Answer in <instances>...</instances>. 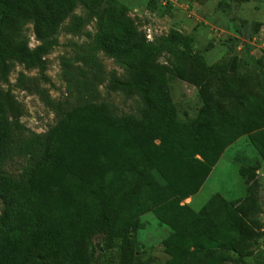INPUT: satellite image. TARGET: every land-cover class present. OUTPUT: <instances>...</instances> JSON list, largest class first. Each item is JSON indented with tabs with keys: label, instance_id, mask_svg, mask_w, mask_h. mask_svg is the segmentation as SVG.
Instances as JSON below:
<instances>
[{
	"label": "trees",
	"instance_id": "obj_1",
	"mask_svg": "<svg viewBox=\"0 0 264 264\" xmlns=\"http://www.w3.org/2000/svg\"><path fill=\"white\" fill-rule=\"evenodd\" d=\"M92 21L94 33L85 30ZM29 23L34 47L25 34ZM61 29L91 42L61 57L64 100L34 87L57 121L45 132H28L21 103L1 83L17 63L44 67ZM191 46L178 30L148 40L118 0H0V264H93L96 236L108 250L103 264H137L134 232L146 213L171 229L163 240L165 264H243L252 255L262 228L259 161L239 166L243 198L215 194L197 211L182 202L239 137L246 135L264 159V95L240 91L224 67H207ZM99 52L123 73L106 72ZM163 53L171 63L159 61ZM174 77L205 98L190 120L178 117ZM202 77L223 82L220 100ZM26 79L20 74L17 85L33 90ZM104 82L109 92L136 98V112L119 113L101 99ZM15 158L25 163L8 172Z\"/></svg>",
	"mask_w": 264,
	"mask_h": 264
},
{
	"label": "rangeland",
	"instance_id": "obj_2",
	"mask_svg": "<svg viewBox=\"0 0 264 264\" xmlns=\"http://www.w3.org/2000/svg\"><path fill=\"white\" fill-rule=\"evenodd\" d=\"M118 1L129 9V15L149 37L155 40L167 36L171 30L181 31L191 39L192 51L200 54L207 67L220 65L224 67L227 79L232 78L240 91L264 95V56L259 48L264 43V0ZM82 12L81 7L75 10L76 14ZM67 22L68 20L65 24ZM95 29L94 21L85 27L90 33H94ZM25 34L29 38L30 47L38 44L32 24L26 26ZM234 37L237 38L236 41L231 40ZM58 41L59 44L44 56V67L26 69L17 63L11 70L7 83H1L21 103L24 114L20 121L28 132H45L57 121L55 113L45 105L34 87L43 89L52 100H64L67 90L61 76V57L73 55L75 44H88L91 39L85 35H72L61 29ZM98 57L106 72L115 71L118 75L123 73V69L104 53L99 52ZM171 58L168 53H163L159 56V61L171 63ZM20 74L28 78L25 85L31 86L33 90L28 91L17 85ZM202 78L210 95L220 100L223 82L214 77ZM106 84L104 82L99 86L101 99L110 101L119 113L136 112V98H126L118 91L109 92ZM170 92L182 121L195 117L205 105L200 89L177 77L170 83ZM255 161L260 162L257 173L262 210L258 217L262 228L260 237L253 245L252 255L245 257L243 264H264V159L246 135L225 147L200 190L182 202L197 211L215 194L228 201L243 198L245 184L239 174V166ZM24 163V158L9 160L5 170L17 173ZM1 206L0 203V208ZM141 223L142 227L134 232L137 264H165L170 257L164 250L163 240L171 234L170 227L160 222L152 213L144 214ZM101 247L100 236L94 237L93 264H103L104 257L108 255V250Z\"/></svg>",
	"mask_w": 264,
	"mask_h": 264
},
{
	"label": "built area",
	"instance_id": "obj_3",
	"mask_svg": "<svg viewBox=\"0 0 264 264\" xmlns=\"http://www.w3.org/2000/svg\"><path fill=\"white\" fill-rule=\"evenodd\" d=\"M146 36H147L148 40H152L153 39V38L149 37L148 35H146ZM259 48H260L261 52L264 54V43L262 45H260Z\"/></svg>",
	"mask_w": 264,
	"mask_h": 264
}]
</instances>
